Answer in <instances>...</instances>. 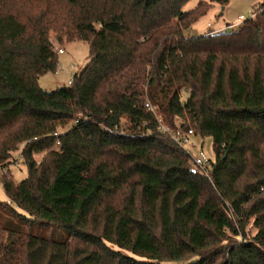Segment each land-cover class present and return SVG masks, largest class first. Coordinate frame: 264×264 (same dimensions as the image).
Returning a JSON list of instances; mask_svg holds the SVG:
<instances>
[{
    "label": "trees",
    "instance_id": "trees-1",
    "mask_svg": "<svg viewBox=\"0 0 264 264\" xmlns=\"http://www.w3.org/2000/svg\"><path fill=\"white\" fill-rule=\"evenodd\" d=\"M188 1L0 0V167H28L0 175V264H264V1L200 35L231 0ZM52 33L90 58L46 91ZM158 115L212 137L209 175Z\"/></svg>",
    "mask_w": 264,
    "mask_h": 264
},
{
    "label": "rangeland",
    "instance_id": "rangeland-1",
    "mask_svg": "<svg viewBox=\"0 0 264 264\" xmlns=\"http://www.w3.org/2000/svg\"><path fill=\"white\" fill-rule=\"evenodd\" d=\"M200 0H189L185 5V10H190L197 5ZM264 0H231V2L223 9L220 4L215 3L206 15L199 19L187 33L193 35H200L207 30L219 31L220 28L233 29L237 28L239 22V15H244L247 19L251 17L252 12H255L259 3ZM221 30V29H220ZM51 39L54 43L55 49L58 51V68L55 72H48L42 75L39 79L41 87L46 91H52L56 88L69 85V81L73 79L76 73L83 69L90 58V45L88 42L75 40L59 43L54 33L51 34ZM204 151V153L212 160L215 159V151L213 146V139L210 136L193 138ZM47 151L35 154L36 160L40 161ZM193 154L198 155V150H193ZM16 155H20L16 153ZM13 179L19 182L28 176V167L24 161L18 160L12 163L9 167ZM8 196L5 192L4 185L0 181V201H8ZM251 233H254V228H250ZM241 239V235L236 237Z\"/></svg>",
    "mask_w": 264,
    "mask_h": 264
},
{
    "label": "built area",
    "instance_id": "built-area-1",
    "mask_svg": "<svg viewBox=\"0 0 264 264\" xmlns=\"http://www.w3.org/2000/svg\"><path fill=\"white\" fill-rule=\"evenodd\" d=\"M254 12H252L251 15H253ZM245 19L244 15H239L238 20L239 22H242ZM226 29H223L224 31ZM72 82V79L69 81V83ZM148 108L154 109L153 105L151 103H147ZM155 110V109H154ZM158 122H159V130L162 134H168L172 137V139L181 147L186 150L190 156H191V162L192 165L196 168L200 169L204 174L209 175L211 173V160L210 158L204 153V151L201 149L199 144L193 139L195 132L192 128H189L188 130H185L183 128V125L179 122V119H177V123L175 125L167 124L162 116L158 115ZM57 134V132H56ZM193 150H198L199 154L195 156L193 154ZM20 156V155H19ZM23 159L21 156L18 160ZM9 168H1L0 167V175L8 173Z\"/></svg>",
    "mask_w": 264,
    "mask_h": 264
},
{
    "label": "crops",
    "instance_id": "crops-1",
    "mask_svg": "<svg viewBox=\"0 0 264 264\" xmlns=\"http://www.w3.org/2000/svg\"><path fill=\"white\" fill-rule=\"evenodd\" d=\"M244 1H245V0H244ZM246 1H247V0H246ZM220 29H221V30H223V29H224V27H222V28H220ZM220 29H219V30H220ZM208 31H209V30L205 31V33H206V32H208Z\"/></svg>",
    "mask_w": 264,
    "mask_h": 264
},
{
    "label": "water",
    "instance_id": "water-1",
    "mask_svg": "<svg viewBox=\"0 0 264 264\" xmlns=\"http://www.w3.org/2000/svg\"><path fill=\"white\" fill-rule=\"evenodd\" d=\"M223 9L225 8V6L222 7Z\"/></svg>",
    "mask_w": 264,
    "mask_h": 264
}]
</instances>
